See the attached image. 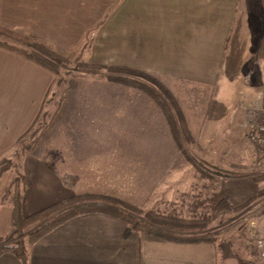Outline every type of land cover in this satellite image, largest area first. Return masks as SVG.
<instances>
[{
	"label": "crops",
	"instance_id": "crops-1",
	"mask_svg": "<svg viewBox=\"0 0 264 264\" xmlns=\"http://www.w3.org/2000/svg\"><path fill=\"white\" fill-rule=\"evenodd\" d=\"M0 26L64 53L88 44L84 52L93 63L158 75L177 101H195L198 93L227 106L243 69L264 73V0H0ZM55 83L51 70L0 45V160L32 128ZM184 106V115H193ZM200 115L186 120L189 128ZM54 160L53 153L23 160L24 216L81 194L72 190L71 173ZM8 173L0 180V238L8 234L13 213L2 198ZM127 230L124 221L108 214L78 216L36 242L29 264L263 262L264 247L241 250L231 237L176 242ZM0 264L21 261L6 253Z\"/></svg>",
	"mask_w": 264,
	"mask_h": 264
},
{
	"label": "rangeland",
	"instance_id": "rangeland-1",
	"mask_svg": "<svg viewBox=\"0 0 264 264\" xmlns=\"http://www.w3.org/2000/svg\"><path fill=\"white\" fill-rule=\"evenodd\" d=\"M0 41L24 48L1 35ZM48 45L70 63L57 72L48 68L56 83L41 114L7 158L0 160L12 162L3 182L4 201L9 202L4 193L12 180L18 175L26 179L23 160L27 156L53 153L62 172L71 173L72 190L81 191L73 197L111 195L142 213L207 221L210 235L231 237L241 250L259 247L264 239V148L249 141L246 124L251 108L259 103L264 73L262 77L257 68L243 69L246 77L227 106L203 94L200 99L198 93L195 101L178 100L183 114L181 104L193 115L202 113L191 128L186 122L189 139L178 121L179 145L151 97L110 82L106 70L79 68V64L103 65L93 63L84 52L88 44L67 53ZM140 72L161 82L158 75ZM193 115L185 114V121L198 119Z\"/></svg>",
	"mask_w": 264,
	"mask_h": 264
},
{
	"label": "trees",
	"instance_id": "trees-1",
	"mask_svg": "<svg viewBox=\"0 0 264 264\" xmlns=\"http://www.w3.org/2000/svg\"><path fill=\"white\" fill-rule=\"evenodd\" d=\"M0 35L12 39L24 48L0 41L1 46L18 52L55 72L70 63L56 53L51 45L31 40L3 28H0ZM79 68L106 70L110 82L139 89L151 97L167 117L173 137L179 145L181 144L178 121L183 126V135L188 139L192 137L186 128L185 117L176 98L158 79L126 67L79 64ZM172 110L176 111L177 116ZM11 167V161L0 162V180ZM27 187L26 179L18 175L5 190L4 198L9 199L13 213L8 234L0 238V256L11 253L21 261V264H29L30 249L41 238L73 218L95 212L108 214L126 222L127 235L131 232H144L176 242H204L213 239V236L206 231L207 221L203 223L199 220H184L153 211L142 213L131 203L107 195L84 194L72 197L26 217L23 214V207L24 191Z\"/></svg>",
	"mask_w": 264,
	"mask_h": 264
},
{
	"label": "built area",
	"instance_id": "built-area-1",
	"mask_svg": "<svg viewBox=\"0 0 264 264\" xmlns=\"http://www.w3.org/2000/svg\"><path fill=\"white\" fill-rule=\"evenodd\" d=\"M246 130L249 141L258 147L264 148V88L258 105L251 108ZM259 247H264L263 240L259 241ZM261 257L263 260L262 264H264V250L261 252Z\"/></svg>",
	"mask_w": 264,
	"mask_h": 264
}]
</instances>
